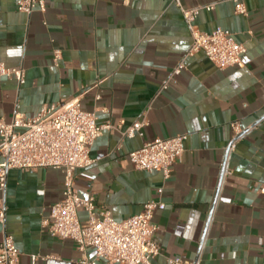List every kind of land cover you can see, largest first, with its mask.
Segmentation results:
<instances>
[{
  "label": "crops",
  "instance_id": "0c3cea01",
  "mask_svg": "<svg viewBox=\"0 0 264 264\" xmlns=\"http://www.w3.org/2000/svg\"><path fill=\"white\" fill-rule=\"evenodd\" d=\"M17 1L0 0V65L23 67L26 82L0 77V120L11 123L17 111L35 117L45 105L79 97L100 124L118 129L91 148L95 163L77 171L78 193L94 196L117 221L163 202L154 215L161 253L153 264H264V0H245L248 15L236 14L231 0H180L187 9L218 2L200 13L199 29L229 30L247 53L243 67L225 70L195 54L163 89L192 44L175 0H46L45 13L30 15ZM143 118L144 136L123 140L122 131ZM233 122L243 134L229 150ZM181 134L188 135L184 155L168 181L134 168L129 153ZM64 177L55 169L9 172L0 210L20 264L81 259L74 241L52 238L42 225L63 198ZM3 233L0 224V243ZM88 257L95 259L93 249Z\"/></svg>",
  "mask_w": 264,
  "mask_h": 264
},
{
  "label": "built area",
  "instance_id": "2783aa9c",
  "mask_svg": "<svg viewBox=\"0 0 264 264\" xmlns=\"http://www.w3.org/2000/svg\"><path fill=\"white\" fill-rule=\"evenodd\" d=\"M175 1L180 6L192 44L162 89L186 69L187 58L198 53H203L219 70L244 66L243 57L247 47L237 42L233 33L221 27L204 32L197 25L200 13L214 11L218 2L187 9L181 7L180 0ZM231 1L235 5L236 14L248 15L245 0ZM17 9L26 15L34 11L45 13L47 3L46 0H18ZM53 55L54 63L58 64L62 60V51L56 49ZM0 77L14 79L23 85L26 82V70L23 67L8 68L1 64ZM96 99L99 100L100 96ZM147 125L146 118L135 122L122 131V139L143 137ZM231 127L234 135L229 150L235 147V142L243 134L237 122L231 123ZM116 129L111 123L100 124L95 113L84 110L79 97L45 105L35 117H27L17 111L11 123L0 120V190L6 189L8 174L14 169L64 171L63 198L50 208L42 225L52 238L76 243L82 254L76 264H153V259L161 253L156 240L158 227L154 223V215L156 211L165 210L163 202L149 201L140 214L117 221L108 209L98 208L94 196L83 198L76 188L77 171L88 169L95 163L90 157L95 142L105 131ZM187 139V134L156 138L129 153V159L136 170L160 172L166 182L171 178L175 165L183 158ZM163 191L162 187L158 192L163 194ZM261 191L264 193V185ZM80 211L87 214L86 220H81ZM5 221L6 213L2 209L0 224L4 236L0 243V264H20V251L13 235L6 231ZM89 249L95 252L94 260L88 257ZM167 264L198 262L171 258Z\"/></svg>",
  "mask_w": 264,
  "mask_h": 264
}]
</instances>
